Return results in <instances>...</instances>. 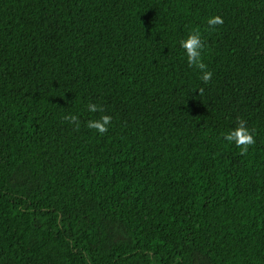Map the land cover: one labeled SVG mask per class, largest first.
Here are the masks:
<instances>
[{"label":"trees","instance_id":"16d2710c","mask_svg":"<svg viewBox=\"0 0 264 264\" xmlns=\"http://www.w3.org/2000/svg\"><path fill=\"white\" fill-rule=\"evenodd\" d=\"M154 261L264 264V0H0V264Z\"/></svg>","mask_w":264,"mask_h":264},{"label":"clouds","instance_id":"9594fccd","mask_svg":"<svg viewBox=\"0 0 264 264\" xmlns=\"http://www.w3.org/2000/svg\"><path fill=\"white\" fill-rule=\"evenodd\" d=\"M223 23L224 20L220 15L211 16L207 19V25L210 29H215L218 25H223ZM180 46L186 54L188 66L199 70L202 82L205 84L209 83L213 73L208 69L207 64H205L202 59V52L206 44L201 37L199 28L191 29L186 38L180 41ZM203 91V88L199 89L200 94H202ZM86 107L87 110L92 113H103L105 111L103 106L91 102ZM63 118L75 125L74 130H79L80 121L78 116L70 114ZM111 123L112 117L104 114L98 119L88 120L87 127L95 130L100 135H104L109 131V125ZM254 132L255 129L248 128L246 120L238 117L236 127L226 133L224 139L230 143H234L235 146L240 149L241 155H246L249 151V147L256 143ZM153 264H156V262L154 261Z\"/></svg>","mask_w":264,"mask_h":264}]
</instances>
